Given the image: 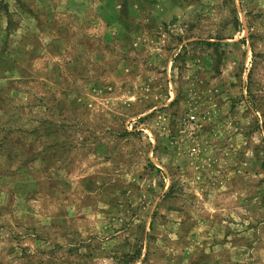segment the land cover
<instances>
[{
    "label": "rangeland",
    "instance_id": "1",
    "mask_svg": "<svg viewBox=\"0 0 264 264\" xmlns=\"http://www.w3.org/2000/svg\"><path fill=\"white\" fill-rule=\"evenodd\" d=\"M0 264H264V0H0Z\"/></svg>",
    "mask_w": 264,
    "mask_h": 264
}]
</instances>
